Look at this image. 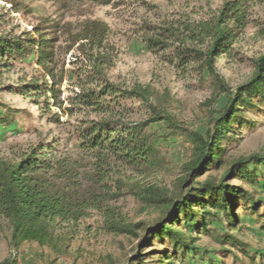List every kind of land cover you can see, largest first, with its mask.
Wrapping results in <instances>:
<instances>
[{
  "label": "trees",
  "instance_id": "trees-1",
  "mask_svg": "<svg viewBox=\"0 0 264 264\" xmlns=\"http://www.w3.org/2000/svg\"><path fill=\"white\" fill-rule=\"evenodd\" d=\"M62 1L105 6L112 0ZM251 1L224 0L212 18L199 22L147 26L150 33L143 41L149 50H169V63L182 70L194 64L198 74L206 71L216 94L224 96L205 134L189 131L152 107L150 84L124 87L108 78L113 63L105 45L109 30L105 22L85 21L74 34L65 30L63 46L56 21L47 20L19 33L13 27L5 31L0 26V75L32 56L38 67L30 78L18 77L16 86H8L10 91L28 97L40 116L48 114L54 123L60 117L52 108L69 115H95L80 120L74 131L77 149L92 160L93 183H103L114 165L139 174L158 169L164 157L157 139L147 132L154 122L166 123L168 137L184 135L189 142L184 172L173 191L155 184L130 189L145 208L158 211L155 220L128 223L104 209L105 232L137 236L135 230L141 229L127 264H146L149 258H155L152 262L157 264H224L226 256H231V264H264V254L239 237L244 215L256 216L264 229V201L242 185L257 183L264 154L227 157L225 147V142L239 139L241 129L255 125L247 111L254 112L264 104V54L253 61L250 79L234 89L225 84L215 65L217 57L231 53L236 36L249 23L246 13ZM261 30L264 32V26ZM71 50L67 67L65 56ZM63 92L67 94L62 96ZM126 101L147 105L151 115L144 121H129L127 113L133 106L128 108ZM0 122L13 123L6 117ZM56 150L55 144L40 143L15 160L0 155V219L8 225L12 251L24 242H35L58 258L67 252L79 222L102 206V199L83 186L77 161L54 155ZM213 170L221 171L220 175L213 176ZM201 235L219 247L197 246ZM1 264L15 261L6 258Z\"/></svg>",
  "mask_w": 264,
  "mask_h": 264
},
{
  "label": "rangeland",
  "instance_id": "rangeland-1",
  "mask_svg": "<svg viewBox=\"0 0 264 264\" xmlns=\"http://www.w3.org/2000/svg\"><path fill=\"white\" fill-rule=\"evenodd\" d=\"M222 1L112 0L109 5L103 6L62 0H0V26L5 31L13 27L19 33L39 23L56 21L61 27L58 36L63 46L67 38L65 30L74 34L85 21L105 22L109 29L105 45L113 63L107 70L108 78L124 87L150 84L154 91L150 100L152 107L169 115L176 124L189 131L205 134L211 127L214 112L222 106L224 96L216 94L212 78L206 71L198 74L194 64H190L186 70L174 67L169 63V50L151 51L143 38L150 33L148 25L163 26L180 20L199 22L210 19ZM246 14L249 23L236 36L231 53L215 60L216 70L232 89L250 79L253 61L264 54V32L261 30L264 26V0H252ZM73 50L65 56L67 67H70L68 61L72 58ZM33 57L0 75V120L6 117L13 121L9 126L0 122V155L15 160L40 143L55 144L57 150L54 155L66 157L69 161L76 160L78 171L82 173L83 186L95 192L103 203L99 210H92L89 216L79 222L67 252L58 258L49 248L35 242H24L16 251H12L8 246V225L0 219V264L6 258L14 259L15 264H127V258L140 240L141 229L135 230L137 236L105 232L102 228L104 209L109 208L116 219L117 216L122 217L128 223H149L155 220L158 211L145 208L133 197L130 189L138 184H155L173 191L183 175V163L189 156L190 144L184 135L168 137L170 129L166 123L154 122L147 128V132L157 139L158 150L164 157L163 164L143 174L114 165L103 183H93L92 160L77 149L74 131L80 120L95 115H69L52 108L51 111L60 117L59 123H54L49 120L48 114L40 116L37 107L28 97L8 88L17 85L14 81L18 77L28 79L37 73L38 67ZM66 94L63 92L62 96ZM125 104L128 108L133 106L127 113L129 121H144L152 113L147 105L140 102L126 101ZM258 106L254 112L247 111L248 119L255 122V125L241 129L238 140L225 142L227 157L264 154V104ZM259 169L261 176H258L255 185H242L253 191L257 199L264 201V167L260 166ZM220 173L211 171L213 176ZM260 222L256 216L244 215L239 237L264 254V229ZM197 246H206L208 249L219 247L203 235ZM146 251L151 249L147 248ZM152 259L155 258L147 259L146 264H157ZM222 259L224 264L232 262L231 256Z\"/></svg>",
  "mask_w": 264,
  "mask_h": 264
}]
</instances>
